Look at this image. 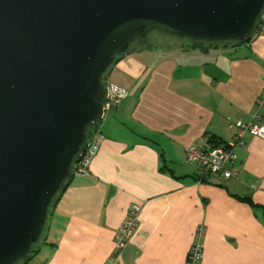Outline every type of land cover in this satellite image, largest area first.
Returning <instances> with one entry per match:
<instances>
[{"label":"crops","instance_id":"1","mask_svg":"<svg viewBox=\"0 0 264 264\" xmlns=\"http://www.w3.org/2000/svg\"><path fill=\"white\" fill-rule=\"evenodd\" d=\"M161 36L106 73L128 96L98 123L103 141L88 173L56 199L27 264H186L198 241L200 264H264V139L232 148L237 174L228 179L198 182L184 152L225 145L236 122L251 119L264 90V19L236 46ZM133 203L141 205L137 229L116 252Z\"/></svg>","mask_w":264,"mask_h":264},{"label":"water","instance_id":"2","mask_svg":"<svg viewBox=\"0 0 264 264\" xmlns=\"http://www.w3.org/2000/svg\"><path fill=\"white\" fill-rule=\"evenodd\" d=\"M263 17L264 0H0V264L40 240L117 56L153 31L249 42Z\"/></svg>","mask_w":264,"mask_h":264},{"label":"built area","instance_id":"3","mask_svg":"<svg viewBox=\"0 0 264 264\" xmlns=\"http://www.w3.org/2000/svg\"><path fill=\"white\" fill-rule=\"evenodd\" d=\"M107 97L103 101L104 115L112 107L128 96V90L114 83H107ZM264 109V90L256 99L254 110L249 121L238 120L236 122L237 132L233 139L225 145H213L210 148H203L196 144L184 147L186 158L189 162L197 164V180L203 182L209 175H219L224 179L231 178L237 174L235 164L237 157L233 147L245 145L247 136L264 139V122L262 111ZM103 137L97 130L87 136L81 152L74 161L72 174L84 175L88 173L92 159L97 154ZM141 205L133 203L128 211L126 220L115 234V251L122 250L133 236L139 223ZM202 226L197 229V234H202ZM204 245L195 242L188 254L186 264H200L203 259Z\"/></svg>","mask_w":264,"mask_h":264},{"label":"trees","instance_id":"4","mask_svg":"<svg viewBox=\"0 0 264 264\" xmlns=\"http://www.w3.org/2000/svg\"><path fill=\"white\" fill-rule=\"evenodd\" d=\"M263 19H264V17H263ZM263 19H262L261 22H260V28H259V30L261 29V26H262V23H263ZM245 42H246V41H239V42H236V41H229V42H220V43H217V44H209V45H221V44H223V45H232V46H236V45H239V44H243V43H245ZM136 43H138V44H140V45H142V46H146L147 44H149V41H148L147 43H140V42H136ZM195 43H196V44H200V43H202V42H195ZM133 49H134V48H133V46H132V47L128 50V52H126V53H124V54H122V55H120V56H117L115 62L118 61L120 58H122L125 54L131 52ZM115 62H114V63H115ZM114 63H113V64H114ZM113 64H112V65H113ZM112 65H111V66H112ZM111 66H110V67H111ZM110 67H109V69H110ZM109 69H108V70H109ZM107 72H108V71H107ZM107 72H106V73H107ZM106 73L103 75V83H104L105 85L107 84V82H106ZM97 127H98V123L95 124V125H93V126H91V127L88 129V131H87V136H90L91 134H93L94 131L97 129ZM73 177H74V175L72 174V176H71L70 178L65 179V180L63 181L60 190L57 192L56 196L54 197V199H53L52 202H51V205H50V207H49V214H50L51 208H52V206L54 205L56 199H57L58 197H60V196L62 195V193L65 192V190H66L67 187L69 186V184H70V182H71V180H72ZM46 225H47V223H46ZM45 228H46V227H45ZM44 231H45V229H44ZM44 231H43V233H42V236H41L40 240H39L36 244L33 245L32 250L26 255V257H24L23 259H21L17 264H27V263L31 260V258L37 253V250H38L37 244L41 241V239H43Z\"/></svg>","mask_w":264,"mask_h":264},{"label":"rangeland","instance_id":"5","mask_svg":"<svg viewBox=\"0 0 264 264\" xmlns=\"http://www.w3.org/2000/svg\"><path fill=\"white\" fill-rule=\"evenodd\" d=\"M159 35H162L161 37H165V36H169V37H174V38H176V39H180V40H184L185 42H191V43H195V42H193V41H191V40H189V39H186V38H181V37H178V36H174V35H168V34H164V33H161V32H158V31H153V32H151V34L149 35V43H150V41H152L153 39H158L159 37ZM203 44H205L204 42H202ZM152 44H154V43H152ZM140 44H138V43H135L134 45H133V48H136V47H138ZM98 123H100V121L98 122ZM43 242V239H41V241L37 244V247H39L40 245H41V243Z\"/></svg>","mask_w":264,"mask_h":264}]
</instances>
